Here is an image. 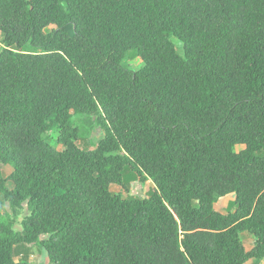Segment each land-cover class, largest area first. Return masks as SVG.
Wrapping results in <instances>:
<instances>
[{"label": "trees", "instance_id": "16d2710c", "mask_svg": "<svg viewBox=\"0 0 264 264\" xmlns=\"http://www.w3.org/2000/svg\"><path fill=\"white\" fill-rule=\"evenodd\" d=\"M0 43V264L264 259V0H0Z\"/></svg>", "mask_w": 264, "mask_h": 264}, {"label": "rangeland", "instance_id": "374dc122", "mask_svg": "<svg viewBox=\"0 0 264 264\" xmlns=\"http://www.w3.org/2000/svg\"><path fill=\"white\" fill-rule=\"evenodd\" d=\"M1 43H0V47H1ZM130 64L133 68L137 69L141 66L142 64V60L139 58H136L134 60H130ZM84 128V127H83ZM82 128V136L81 138L78 140V143L81 147L84 148H95L98 141L103 137L104 132L100 129V128H96L94 129L92 132H87L85 131L86 129ZM57 130L56 128H52L49 132L48 135V140L50 141V143L52 145H54L55 147H57L59 150H63L65 147L62 144H59L57 142ZM245 148V145H237L236 146V151L239 152L241 150H243ZM1 168L3 170V173L6 177H9V175L12 172V167L11 165H1ZM8 186L10 188H12L14 186L12 180H8ZM154 183L152 180H148L146 182H136L133 186V188H131L130 191L125 190L122 186L117 185V184H112L111 185V190L114 193H121L124 196H139V197H144L147 195V193L149 192V190L154 188ZM235 196L234 195H228L226 197H224L223 199H221L217 204H216V208L220 211L225 210L227 212L228 208H226L225 206H227L228 202L230 200H232ZM22 216L20 217L19 221L21 220ZM19 227V225L17 226ZM242 239L244 242V245L246 247L247 251H250L254 245H255V238L252 234H250L249 232H243L242 233ZM17 260H22V259H27L28 261L33 262L34 264H50L48 255L46 253V251L44 250V248L36 245V246H32L31 249L29 250L28 254L25 255H21L19 257L16 258ZM264 259L262 260H256L254 258H251L246 264H264Z\"/></svg>", "mask_w": 264, "mask_h": 264}, {"label": "crops", "instance_id": "0c3cea01", "mask_svg": "<svg viewBox=\"0 0 264 264\" xmlns=\"http://www.w3.org/2000/svg\"><path fill=\"white\" fill-rule=\"evenodd\" d=\"M229 195H234V196H235V194H229ZM227 196H228V195H227ZM224 197H226V196H224ZM224 197H221V198L219 199V201H220L221 199H223ZM234 199H235V197H234L232 200H234ZM232 200H230V201H232ZM219 201H218V202H219ZM230 201H229V202H230ZM218 202H217V203H218ZM229 202H228L227 206H225L226 208L228 207ZM217 203H216V204H217ZM216 204H215V208H216ZM216 209H217V208H216ZM217 210H218V209H217ZM218 211H220V210H218ZM221 212H222V213H226L225 210H223V211H221ZM263 261H264V260H263Z\"/></svg>", "mask_w": 264, "mask_h": 264}]
</instances>
